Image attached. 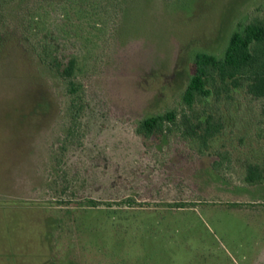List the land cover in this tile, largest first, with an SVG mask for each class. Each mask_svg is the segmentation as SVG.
Returning <instances> with one entry per match:
<instances>
[{"label": "rangeland", "instance_id": "obj_1", "mask_svg": "<svg viewBox=\"0 0 264 264\" xmlns=\"http://www.w3.org/2000/svg\"><path fill=\"white\" fill-rule=\"evenodd\" d=\"M120 1L110 20L106 0H0V264H264V182L239 162L264 163V99L241 96L204 156L135 131L264 0ZM49 44L77 57L74 103Z\"/></svg>", "mask_w": 264, "mask_h": 264}, {"label": "trees", "instance_id": "obj_2", "mask_svg": "<svg viewBox=\"0 0 264 264\" xmlns=\"http://www.w3.org/2000/svg\"><path fill=\"white\" fill-rule=\"evenodd\" d=\"M109 19L119 17L120 0H106ZM113 9V10H112ZM52 44L41 54L42 60L55 70L67 84L73 103L81 96L83 84L77 78L76 56L60 58L51 51ZM193 74L182 95L181 109H168L150 115L135 125L136 133L145 144L152 140L176 137L198 156L211 152L213 142L226 132L225 112L244 96L250 101L264 99V18L240 23L229 39L223 56L207 52L196 54ZM242 104V102H240ZM259 140L264 138V127L256 125ZM264 142V140H263ZM211 167L225 173L232 167V151L217 149ZM241 182L258 185L264 182V163L241 160ZM95 206L96 202L91 201Z\"/></svg>", "mask_w": 264, "mask_h": 264}]
</instances>
